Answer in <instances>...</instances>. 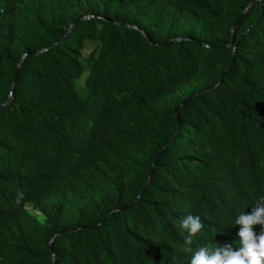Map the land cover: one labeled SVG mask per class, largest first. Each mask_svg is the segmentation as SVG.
<instances>
[{
  "label": "trees",
  "instance_id": "1",
  "mask_svg": "<svg viewBox=\"0 0 264 264\" xmlns=\"http://www.w3.org/2000/svg\"><path fill=\"white\" fill-rule=\"evenodd\" d=\"M252 1L0 0V264L238 250L264 196V0L237 23Z\"/></svg>",
  "mask_w": 264,
  "mask_h": 264
},
{
  "label": "clouds",
  "instance_id": "2",
  "mask_svg": "<svg viewBox=\"0 0 264 264\" xmlns=\"http://www.w3.org/2000/svg\"><path fill=\"white\" fill-rule=\"evenodd\" d=\"M235 225L240 226L238 250L231 246H202L192 255L190 264H264V196L255 202L251 214H239ZM255 225L262 228L259 236L253 231ZM203 226L199 216L187 215L180 221L179 227L188 234L186 244L191 245Z\"/></svg>",
  "mask_w": 264,
  "mask_h": 264
},
{
  "label": "water",
  "instance_id": "3",
  "mask_svg": "<svg viewBox=\"0 0 264 264\" xmlns=\"http://www.w3.org/2000/svg\"><path fill=\"white\" fill-rule=\"evenodd\" d=\"M257 1H258V0H253V1L248 5V7H247V8L242 12V14L239 16L237 23H238L241 19H243V18H244L249 12H250V10H251V9L253 8V6L257 3ZM261 1H263V0H261ZM93 17H94V16H83V17L78 18L77 21L87 20V19H89V18H93ZM109 21H110L111 23L115 24V25H120V23L117 22V21H114V20H109ZM237 23H236V24H237ZM236 24H235V25H236ZM235 25H234V26H235ZM124 26L127 27V28L138 29L136 26L129 25V24H125ZM71 29H72V26H71V28L69 29V32L71 31ZM233 29H234V27H233ZM233 29H232V32H233V38H232V41H231V43H229L228 45H226V48H233L234 55H233V59H232V61H231V64H230L229 68L226 70L225 74L222 76V80L224 79L225 75L228 73L230 67L233 65V63H234V61H235L236 39H235V33H234V30H233ZM249 30H250V29H248V30H247L242 36H244L245 34H247V32H249ZM140 31L143 32V30H140ZM145 35H146V34H145ZM181 40H184V38H175V39H173L171 42H172V43H176V42H179V41H181ZM56 44H57V43H55L54 45H56ZM154 45H155V46H158V43H154ZM205 46L208 47V45H205ZM47 50H48V49L45 48V49H43V50L38 51V53H43V52H45V51H47ZM27 55H28V53L24 54V56H23V58H22V61L19 63V65H18V72H19V70L21 69L22 62H23V60L26 58ZM18 72H17L16 76H18ZM15 84H16V82H14L13 85H15ZM216 88H218V86H216L215 89H216ZM198 95H199L198 93L195 94V97H197ZM11 97H12V94H11ZM10 101H11V98H10L6 103L0 105V108L3 107V106H6ZM180 106H182V105H180ZM176 117H177V119H179V116H178L177 114H176ZM175 137H176V134L173 135L171 141H173V140L175 139ZM168 145H169V144H167V145L165 146V148L162 150L161 153L164 152V150L166 149V147H167ZM153 171H154V167H152L151 174L153 173ZM150 182H151V177L148 179L147 186L150 184ZM112 214H113V212L109 213V215L104 219V221H106V220H107ZM58 234H62V233H58ZM58 234H56V235H58ZM56 235H55V236H56ZM55 236H54V237H55Z\"/></svg>",
  "mask_w": 264,
  "mask_h": 264
},
{
  "label": "rangeland",
  "instance_id": "4",
  "mask_svg": "<svg viewBox=\"0 0 264 264\" xmlns=\"http://www.w3.org/2000/svg\"><path fill=\"white\" fill-rule=\"evenodd\" d=\"M91 46H92V42L87 41L86 47L84 49V53H88L89 50L91 49ZM87 76H88V71H86L81 78H79V79L76 80V86H77L78 91H79V93H80V95L82 97H85L86 96V93H85V91H84L83 88H84L85 80H86V77Z\"/></svg>",
  "mask_w": 264,
  "mask_h": 264
}]
</instances>
